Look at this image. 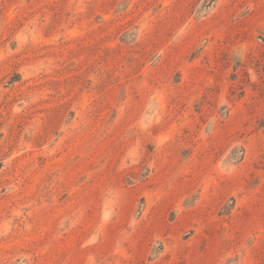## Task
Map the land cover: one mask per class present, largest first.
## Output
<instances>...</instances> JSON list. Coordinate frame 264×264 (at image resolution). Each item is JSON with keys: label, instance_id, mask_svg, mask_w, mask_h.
<instances>
[{"label": "rangeland", "instance_id": "obj_1", "mask_svg": "<svg viewBox=\"0 0 264 264\" xmlns=\"http://www.w3.org/2000/svg\"><path fill=\"white\" fill-rule=\"evenodd\" d=\"M0 264H264V0H0Z\"/></svg>", "mask_w": 264, "mask_h": 264}]
</instances>
